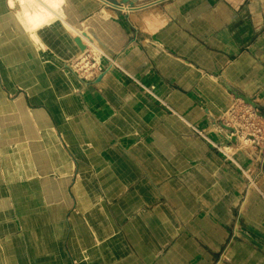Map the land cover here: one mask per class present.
<instances>
[{
	"label": "crops",
	"instance_id": "0c3cea01",
	"mask_svg": "<svg viewBox=\"0 0 264 264\" xmlns=\"http://www.w3.org/2000/svg\"><path fill=\"white\" fill-rule=\"evenodd\" d=\"M67 1L0 43V264H264V172L241 197V156L189 129L223 106L221 71L264 105V0ZM76 39L102 53L93 81Z\"/></svg>",
	"mask_w": 264,
	"mask_h": 264
},
{
	"label": "rangeland",
	"instance_id": "374dc122",
	"mask_svg": "<svg viewBox=\"0 0 264 264\" xmlns=\"http://www.w3.org/2000/svg\"><path fill=\"white\" fill-rule=\"evenodd\" d=\"M172 1L173 0H157L156 5L161 7ZM1 3L2 7H0V43L7 38V30H9L11 33L12 30H15L17 27L19 28L18 31L20 33V27H22V25L24 24L28 29L27 33L31 31L30 38L35 40L36 38L34 35V31L42 29L44 25H47L52 20H54L55 16L47 18L45 17V15H47V13L53 12V10L55 9L61 8V12L64 13V15L72 14L70 12V4L67 0H52V5H48L46 3V0H0V4ZM117 6L120 9L111 8V12L114 16H117L118 14V16L120 17L125 16L129 18V14L133 13L134 11L133 6H128L127 4H118ZM164 12L165 11H163V13ZM83 35L84 34H80L78 39L85 40ZM191 36L193 38H196L193 34H191ZM14 42L15 48L21 47V44H17L16 40ZM92 44L94 46L83 43V46H87L86 49L88 50H82L81 53L77 54V56L68 64L71 73L81 82L93 81L95 80V78L101 75L103 71V68L100 64L102 53L99 48L93 43V41ZM144 45L143 47L141 46V49L143 53L146 54L147 49L146 47H144ZM75 46H77V44ZM77 47L80 51V48L82 46ZM94 47H96L99 51L95 50ZM85 52H88L89 55L95 60L94 62L97 63H93L91 59L87 60L88 62L90 61L92 65H94V69L98 67L101 70L99 74H95L92 69L89 70L90 74H83L84 61L79 62L81 63V68L80 66H76V68H73V64L77 61V58L83 55ZM152 66H154V64H152ZM222 73L223 71L215 75H209V77L214 82V84L217 85L216 88L211 91V95L215 99H218V101L220 100L223 106L216 113L206 114L205 121L203 123L205 125H203L202 123H197V117L192 116L191 122L194 123V125L189 127L191 132L190 134H210L209 136L211 137L214 134H218V136H220V139H217V141H213L211 137H209L211 139H206L205 144L207 148L211 151L215 150L219 153H221L219 149L222 150L223 153L221 154H224L222 155V159L226 165L232 164V160L228 157V154L232 151H236L237 154L241 156L238 157L237 162V164L239 165L237 169V175L239 180L243 182L244 185V188L240 193L241 197H245L248 194V191H250V187L253 188L258 196H260V193H257V190L255 188L258 182L262 179V174L264 172V105L261 98L262 90L259 89L253 94L247 95L246 93H244V91L232 85V83L228 81V79H224ZM158 79L159 81H163L164 83L172 82L163 71L159 70V68ZM174 82L175 83L173 87H176L178 84L176 83V81ZM205 83L209 84L210 82L209 80H206ZM177 87L180 88L179 85ZM190 88L191 89L189 90V93H195L196 96L201 100H206L207 94L205 93L204 96L203 93H199L197 91V83ZM142 91L148 96L151 95L149 90ZM175 91V93L179 96H187V92L177 90ZM158 101L159 102L157 104L159 108L163 109V111H167L168 115L174 116L173 111H176V113H178L179 115L181 114L180 109L176 110V107H174L172 111L166 108V106L162 104L160 97ZM194 102H196V105L200 107L201 110L204 108L197 101ZM199 102L202 103L203 101ZM242 155H244V157Z\"/></svg>",
	"mask_w": 264,
	"mask_h": 264
},
{
	"label": "built area",
	"instance_id": "2783aa9c",
	"mask_svg": "<svg viewBox=\"0 0 264 264\" xmlns=\"http://www.w3.org/2000/svg\"><path fill=\"white\" fill-rule=\"evenodd\" d=\"M88 59H91L93 61V63H96V62H94L95 60L93 59V57H91L88 52H85L83 55H81L77 58V61L73 64V68H76V66H80V68H81V63H79V62L84 61V63H83V67H84L83 68V74H87V75L90 74L89 70H91V69L93 70V72H95V74L96 73L99 74L101 70L98 67L96 69H94V65H92L90 61H89L90 62L89 63L87 61Z\"/></svg>",
	"mask_w": 264,
	"mask_h": 264
},
{
	"label": "bare ground",
	"instance_id": "6f19581e",
	"mask_svg": "<svg viewBox=\"0 0 264 264\" xmlns=\"http://www.w3.org/2000/svg\"><path fill=\"white\" fill-rule=\"evenodd\" d=\"M46 3L48 4V5H52L53 3H52V0H46ZM67 11H69V10H67ZM52 16H55V14L53 13V12H50V13H47V15H45V17H52ZM49 32V31H48ZM48 35V34H47ZM50 36V35H49ZM82 36V35H81ZM83 37H86L85 36V34L83 35ZM50 38V37H49ZM57 40V39H56ZM86 40V39H85ZM58 42V41H57ZM75 43L77 44V46H80L81 47V45H80V43H79V40H75ZM59 45V44H58ZM81 50H83L84 48L83 47H81L80 48ZM59 51V50H58ZM71 55V54H70ZM69 56V55H68ZM76 150V149H75ZM78 153H79V151H78ZM77 156V155H76ZM83 156V155H82ZM84 180V179H83ZM87 188V187H86ZM88 191H90V190H88ZM89 194V193H88ZM94 197V196H93Z\"/></svg>",
	"mask_w": 264,
	"mask_h": 264
}]
</instances>
